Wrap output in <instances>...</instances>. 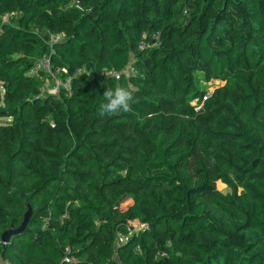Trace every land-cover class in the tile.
I'll list each match as a JSON object with an SVG mask.
<instances>
[{
  "label": "trees",
  "instance_id": "obj_1",
  "mask_svg": "<svg viewBox=\"0 0 264 264\" xmlns=\"http://www.w3.org/2000/svg\"><path fill=\"white\" fill-rule=\"evenodd\" d=\"M70 2L0 0V263L264 264V0ZM42 55L90 76L38 95Z\"/></svg>",
  "mask_w": 264,
  "mask_h": 264
},
{
  "label": "built area",
  "instance_id": "obj_2",
  "mask_svg": "<svg viewBox=\"0 0 264 264\" xmlns=\"http://www.w3.org/2000/svg\"><path fill=\"white\" fill-rule=\"evenodd\" d=\"M78 0H71L70 5L71 6H79ZM11 17V13L6 12L2 15H0V29L3 24H8L9 19ZM152 37L156 36L154 33L151 34ZM62 39L61 34H57L55 36L50 37V42H55ZM157 42L153 43V46L156 45ZM47 68V69H46ZM42 73V76L40 77V82H45V85L41 83V85L38 87V95H43V93L47 92L49 95H56L61 88H68L69 83L73 77H79V76H90V71H88L85 67L75 68L72 70L71 74L68 73L65 67H55L52 68L49 65L48 58L45 55H42L41 58L37 59L33 66L30 68V70L27 72L29 75L37 76L38 72ZM101 71L103 74H105L107 77H113L117 78L121 71H114L113 69H107L102 67ZM48 81H51L52 84H48ZM44 85V87H43ZM207 95L202 97V100L206 99ZM146 228V224H138L134 227L133 232L142 230ZM127 235H118L116 238V241L118 243H123L127 240ZM136 251H138V248H136ZM0 264H10L8 260H5L1 262Z\"/></svg>",
  "mask_w": 264,
  "mask_h": 264
},
{
  "label": "clouds",
  "instance_id": "obj_3",
  "mask_svg": "<svg viewBox=\"0 0 264 264\" xmlns=\"http://www.w3.org/2000/svg\"><path fill=\"white\" fill-rule=\"evenodd\" d=\"M102 96L104 101L99 108L101 116H118L121 113H127L136 102L131 88L127 86L106 88Z\"/></svg>",
  "mask_w": 264,
  "mask_h": 264
},
{
  "label": "water",
  "instance_id": "obj_4",
  "mask_svg": "<svg viewBox=\"0 0 264 264\" xmlns=\"http://www.w3.org/2000/svg\"><path fill=\"white\" fill-rule=\"evenodd\" d=\"M32 214L30 206L27 205L25 212L23 213L22 221L18 227L10 226L8 229L3 231L0 235V240L3 243H6L11 236L17 235L23 231L29 221V218Z\"/></svg>",
  "mask_w": 264,
  "mask_h": 264
},
{
  "label": "rangeland",
  "instance_id": "obj_5",
  "mask_svg": "<svg viewBox=\"0 0 264 264\" xmlns=\"http://www.w3.org/2000/svg\"><path fill=\"white\" fill-rule=\"evenodd\" d=\"M40 58H41V57H40ZM46 69H47V68H46ZM44 79H45V78H44ZM44 79H43V81H41V83H43V84L45 85ZM48 84L51 85L52 82H51V81H48ZM221 84H222L221 82H219V81H217V80H212V79H211V80L207 81V83H205V84L202 83L201 86H205L207 92L211 93L212 89H214L216 86L221 85ZM44 85H43V87H44ZM46 94H48V93H47V92L43 93V95H46ZM43 95H41V96H43ZM0 121H2V119H0ZM215 186H216V189H217L218 191L222 192V193H227V192H228L227 187H226L225 185L219 183V182H217V183L215 184ZM122 205H125V202H122L120 206H122ZM138 224H139V223H137V222H133V225H134V226H136V225H138Z\"/></svg>",
  "mask_w": 264,
  "mask_h": 264
},
{
  "label": "bare ground",
  "instance_id": "obj_6",
  "mask_svg": "<svg viewBox=\"0 0 264 264\" xmlns=\"http://www.w3.org/2000/svg\"><path fill=\"white\" fill-rule=\"evenodd\" d=\"M127 71L129 72V70H125V71L123 70L122 72H123V73H124V72L127 73Z\"/></svg>",
  "mask_w": 264,
  "mask_h": 264
}]
</instances>
